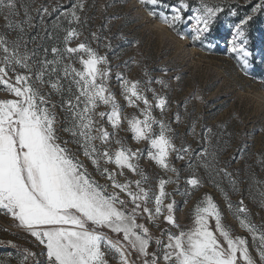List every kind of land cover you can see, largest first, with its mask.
<instances>
[{"label": "rangeland", "instance_id": "obj_1", "mask_svg": "<svg viewBox=\"0 0 264 264\" xmlns=\"http://www.w3.org/2000/svg\"><path fill=\"white\" fill-rule=\"evenodd\" d=\"M166 2L176 5L178 0ZM185 2L201 5V0ZM204 2L209 6H222L223 15L229 9L228 6L251 5L248 0ZM14 3L15 14L7 11L0 13V38L5 40L10 51L15 42L18 53L29 56L27 62L33 68L32 81L44 93H51V103L56 105L61 142L68 141L67 147L83 162L91 176L101 185L111 184L83 154L80 145L72 142L71 135L63 131L67 125L60 108L61 96L47 83L40 84L35 76L39 67L38 58L35 57L37 38L33 36L35 24L45 26L53 15L60 13L66 17L65 13H70L73 7L81 4L83 8L77 9L79 21L66 17L71 30L79 28L80 33L68 39L65 45H56L60 55L57 57L51 53L50 58L62 57L64 64H72L79 69L81 65L76 54H69L65 49L77 47L80 43H85L99 55L106 56L107 67L111 70L107 87L120 105L122 116L144 119L139 111L145 107L143 102H137L139 108L130 107L123 94L124 79L139 81L140 92L152 104V115L170 125V135L176 149L187 151L172 152L169 162L176 171H166L150 159L149 142H137L133 138L126 120L122 119L119 128H113L106 117H97L98 126L102 125L109 133H115V136L110 137L109 145H101L99 140L95 141L96 145L115 150L119 147L115 143L118 139L133 151L139 149V169L148 178L144 187L151 190L150 197L159 193L161 178L174 181L165 185V191L170 195L164 203L175 201L173 214L176 222L184 228L192 225V213L197 204L210 196L219 208L222 225L229 230L232 238H244L253 264H264L260 257V251L264 250V241L261 239L264 237V39L256 45H249L257 67L253 66L245 74L235 54L231 52L235 27L224 22L219 31V40V33L216 31L207 40L194 42L192 35L196 27L195 11L192 12L190 25L177 26L186 37L182 39L177 31L158 17L150 15L151 6L141 5L138 0H14ZM45 8L47 12L43 11ZM209 44L214 47H209ZM4 55L0 49V62ZM0 66L8 67L3 63ZM14 67L15 72L8 73L13 82L16 73L29 75L27 69L19 65ZM47 79L46 75L45 80ZM63 83L67 87V82ZM64 95L67 96V92ZM156 95L166 98L163 112L156 106ZM11 98L14 97L0 86V99ZM109 111L110 107L103 104L97 108V112ZM153 128L159 131L158 125H153ZM178 155H183L184 158L179 159ZM100 168H108L116 173V179L121 183L140 179V176L127 169L121 175L114 164L103 160ZM191 178L198 179L200 184H188L187 181ZM108 191L113 189L109 187ZM121 197L128 199L124 193H121ZM131 207L129 204V208ZM148 207L154 208L151 199ZM241 208L245 211H240ZM242 220L251 230L241 226ZM137 222L148 227L153 236L149 252L156 251L158 254L155 239L159 238L166 243L167 233L178 231L164 216H156L154 220H150L144 214L137 218ZM210 227L216 231L214 218L210 219ZM103 231L114 240L122 238L107 229ZM217 236L226 246L219 233ZM8 241L16 247L8 244ZM0 242V264H46V255L41 254L45 251L44 246L2 209ZM25 249L35 253L26 262ZM237 257V264H247L241 253L238 252ZM105 258L108 264H119L118 256L112 253H108ZM129 259L134 264H143V257L135 250H131Z\"/></svg>", "mask_w": 264, "mask_h": 264}, {"label": "snow or ice", "instance_id": "obj_2", "mask_svg": "<svg viewBox=\"0 0 264 264\" xmlns=\"http://www.w3.org/2000/svg\"><path fill=\"white\" fill-rule=\"evenodd\" d=\"M138 2L151 6L150 15L161 19L177 31L182 39L186 37L177 26L190 25L192 12L195 11L194 42L208 39L217 14L224 11L222 6H209L204 0H201V7L195 9L190 8L185 0H178L176 5H169L166 0ZM248 3L252 5L253 15L264 14V0H248ZM15 7L14 0H0V13L7 11L15 14ZM228 7L231 15H237L235 8ZM78 8L82 9L83 5L73 7L65 16L79 21ZM43 11L47 12V8ZM253 15H246L235 26L231 46V52L245 74L252 70L255 62L247 35V25ZM76 35L78 33L74 29L69 30L66 40ZM17 47L14 42L13 50L10 51L5 40L0 38V49L5 53L0 63L8 66H0V86L14 97L0 99V209L10 214L20 227L44 246L45 251L41 254L46 255V264H108L105 258L108 253L118 256L119 264H134L129 259L131 250L143 257V264H237L238 252L247 264H253L245 247L246 240L242 237L232 238L229 230L222 225L219 208L210 196L197 204L192 213V225L184 228L176 222L173 214L175 201L164 203L170 195L165 191V185L174 181L161 178L159 193L150 197L151 190L144 187L148 178L139 169V149L133 151L118 139L115 143L119 147L115 150L96 145L97 140L101 145H109L110 137L115 136L102 125L98 126L97 117H106L113 128H119L123 119L127 121L137 142H149L151 160L166 171H176L170 165V154L177 151L186 153L187 150L176 149L170 135V125L152 115V104L140 92L139 81L124 79L123 94L130 107L139 108L137 102H143L145 107L139 109L143 120L136 116H122L120 105L107 87L111 72L107 67V57L99 55L85 43L65 49L69 54H76L81 65L79 69L72 64H64L62 57L37 62L36 80L40 84L47 83L61 96L60 108L67 125L63 131L71 135L72 142L80 145L83 154L111 181L110 185H101L67 147L68 141L61 142L57 128L60 121L56 105L51 103V93L46 94L35 86L31 76L33 68L27 62L29 56H21ZM209 47L214 45L209 44ZM51 51L59 57L56 47ZM14 65L27 69L29 75L16 73L13 82L8 73L15 72ZM63 81L67 82V87ZM159 83L163 84L164 81ZM154 99L157 101L156 106L163 112L166 98L156 95ZM100 104L109 106L110 111L97 112ZM153 125H158L159 131H155ZM177 158L184 157L178 155ZM101 160L114 164L121 175L127 169L140 176V179L121 183L116 179V173L108 168H100ZM187 182L192 186L200 184L196 178ZM109 187L113 191L109 192ZM121 193L128 199H123ZM150 199L154 202V208L148 207ZM240 211L245 209L241 208ZM144 214L150 220L164 216L169 224L178 229L175 233H167L166 243L155 239L159 254L156 251L149 252L153 236L148 227L137 222V218ZM212 218L216 231L210 227ZM241 226L251 230L243 220ZM103 229L122 238L114 240ZM261 239L264 241V237ZM7 243L16 247L11 241ZM24 251L25 262L35 256L27 249ZM260 257L264 260V250L260 251Z\"/></svg>", "mask_w": 264, "mask_h": 264}, {"label": "trees", "instance_id": "obj_3", "mask_svg": "<svg viewBox=\"0 0 264 264\" xmlns=\"http://www.w3.org/2000/svg\"><path fill=\"white\" fill-rule=\"evenodd\" d=\"M189 7L192 9L200 8L201 5L198 3L187 2ZM251 6H240L236 7V5H232L237 12V15L233 16L230 14V9L225 10L224 12H220L217 14L216 20L214 21L211 29V35H215L214 33H219L222 29L223 23L227 22L232 26H236L241 19H243L246 15H253L251 12ZM226 19L228 21H226ZM76 33L79 32V28H73ZM72 29V30H73ZM71 30L69 26L68 19L64 17L61 13L53 15L51 19L48 21V24L43 26L42 24H35L33 30V36H35L36 40V54L35 57L38 58L39 62L43 60H52L50 58V54L52 53L51 49L56 47V45L63 46L67 43L66 37L68 31ZM247 35L249 38V45L258 44L264 39V16L261 13H256L253 15V19L249 21L247 25ZM221 38V34H217V39ZM255 68L256 64L253 65Z\"/></svg>", "mask_w": 264, "mask_h": 264}]
</instances>
